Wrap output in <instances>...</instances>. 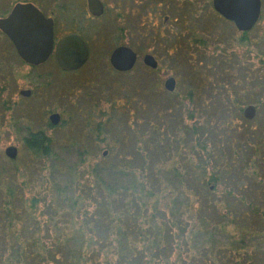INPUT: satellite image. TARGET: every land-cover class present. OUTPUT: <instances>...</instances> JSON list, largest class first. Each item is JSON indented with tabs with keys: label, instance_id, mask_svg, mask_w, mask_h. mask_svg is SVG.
<instances>
[{
	"label": "trees",
	"instance_id": "1",
	"mask_svg": "<svg viewBox=\"0 0 264 264\" xmlns=\"http://www.w3.org/2000/svg\"><path fill=\"white\" fill-rule=\"evenodd\" d=\"M189 31L185 40L190 38L191 41H185L182 57L186 58L191 47V53L200 60V45L206 40ZM246 32H240L239 43L246 39ZM0 40L8 42L14 50L2 32ZM220 52L219 49L213 57L201 59L205 67L210 66L219 75L215 74L213 80L199 77L192 83L188 79L190 82L184 84L186 88L179 99L172 91H157L161 98L171 97L168 108L182 106L183 111L180 114V109L176 113L166 109L158 115L155 110L153 116L146 115L145 123L151 128L144 134L150 137L154 133L155 138H141L142 141L134 137L128 138L129 141L127 138H91L92 149L80 147L77 163L60 165L59 169L52 150L53 139L42 131L27 133L22 138L23 149L30 158L40 159L45 164L39 171L45 170L46 162L55 161L47 164L48 174L57 172L67 176L68 184L60 185L59 190L55 182L49 183L46 179L45 188L28 197L23 187L36 181L35 163L28 161L22 166L27 176V181H21L23 187L15 184L14 173L10 171L11 175H7L5 170L0 171V264H245L240 258L249 259V256L244 258L247 249L257 252L253 240L264 234V202L261 201L264 200V161L258 163L261 152L264 158V127L243 123L244 132L240 133L245 137L229 135L230 123L242 116L241 106L251 89L245 91L247 87L240 84L244 78L241 80L240 73L233 69L241 63L231 61L223 49ZM14 53L17 56L15 50ZM192 68H188L190 74L195 73ZM112 75L116 79L123 76ZM134 81L125 76L121 85L118 82L112 87L111 97L100 96L101 93L94 99L89 97L86 102L89 110L85 115L88 118L90 113L93 117L97 114L91 132L99 135L119 127L122 110L130 103L140 105L137 96L135 99L126 92L127 83ZM155 83L139 89L148 93L146 91L155 87ZM198 86L200 93L196 91ZM5 88L0 85V93ZM120 94L124 103L116 100L115 96ZM202 95L206 105L200 100ZM104 103L105 110H101ZM167 118L174 119L170 131L166 130ZM183 118L191 121V133L188 126H183ZM46 124L47 128L54 126L50 122ZM199 131L204 138H198ZM187 133L189 138L185 136ZM208 133L219 138H208ZM254 138H258L257 141ZM102 141L107 145L106 155L91 165L89 173L80 172L79 166L89 153L98 151ZM155 144L165 146L168 152L161 151L146 168L139 163L141 170L137 173L128 168L127 164H134L136 157L128 156L125 150L128 145L135 148L138 156L143 148L146 153L148 149L153 152ZM178 146L184 152L176 153ZM169 153L176 156L178 166L173 165L174 159L170 162L168 158L167 171L179 185L178 191L184 193L182 200L175 195L178 191L174 185L173 189L162 186L159 173L152 167L160 163L158 157ZM11 161L16 162V158ZM111 168L129 178L126 186L116 187L104 181L101 172ZM230 174L251 179L261 199L258 202L263 206L255 204L256 194L239 193L242 187L236 191L241 184L230 183Z\"/></svg>",
	"mask_w": 264,
	"mask_h": 264
},
{
	"label": "rangeland",
	"instance_id": "2",
	"mask_svg": "<svg viewBox=\"0 0 264 264\" xmlns=\"http://www.w3.org/2000/svg\"><path fill=\"white\" fill-rule=\"evenodd\" d=\"M173 2L176 7V13L173 14V18L171 19V25H173L171 31L175 32L174 35H172L174 38L169 36L167 37L168 39H164V41H166V46L169 45L167 46L166 54L168 56L175 55L174 58L176 59L173 61H163L160 59L161 61L158 63L159 70L155 72L154 75L141 71L139 66H141L142 69L143 66L138 62L130 72V76H127L128 79L130 78V80L135 81L133 84L127 83L126 92L132 97L135 96V99L137 96L140 105L128 103L129 105L127 106L129 107H126V110H122L124 114L119 115V127L112 129L109 126L112 130H108L107 133L101 132L99 135H95V132H90L88 135V130L83 125L84 117H86L85 110L89 106L86 102L89 97L90 99L96 98L98 93H101L100 96H106L107 94L108 98L111 97L113 92L112 87L118 82V84L121 85L120 81L125 79V76H121L117 79L113 78V76L101 73L97 70L98 68H95L98 66L95 61L97 57L96 54L100 49L104 50L107 48V45H105L106 43L101 45V47L94 46L93 53L95 56L90 59L83 68L76 72L65 73L63 75L60 74L59 69L52 61H47L36 68H33V66L28 65L25 62L19 61L14 50H12L11 45L5 40H0V66L2 69L0 72V78H2L0 79V85H5L6 87L5 90L0 93V171L5 170L7 175H11V173H9L10 171L14 173L15 184H19L23 187L21 181H27V176L22 172L24 171L22 166L28 161H32L33 164L35 163L34 165H36L35 168L37 171L33 172V175L36 177V181L33 180V183H31L30 186L23 187L25 196L27 195L30 197L39 190L42 191V189L45 188L44 182L46 179H48L49 183L55 182L58 185L57 189L59 190L60 185L64 186L68 184L67 176H60L57 172H54L52 175L48 174L47 164L53 162L56 163L55 161L46 162L45 170L39 171V168H41L42 165L45 166V164H43L40 159L34 160L33 158H30L26 151H24L22 138L27 135L28 129L31 131L40 130L46 136L53 139V153L57 156L56 161L58 163L61 161L60 164L56 163L59 165V169L60 165H72L77 163L79 158L77 149L79 150L80 147L85 146L87 149H92V144H90L92 143L90 142L91 138H107L106 140H109L110 138H127L126 141H129L128 138L133 137L136 138V140L141 141V138H155L154 133H152L150 137H146L144 134V131L147 132L149 131L148 129L151 128V126H147L145 123L146 115L153 116L155 110H158V113H155L158 115L162 113L160 112L161 110L166 109L170 112L174 111V113L178 111L177 109H180V114L183 111L182 106L168 108L167 105L169 104L171 97L164 96L161 98L156 94L157 91L169 92L163 87V82L167 79L166 76L173 77L174 88L172 92H174L179 99L183 88H186L184 87V84L186 86V84L190 82V79L192 83H196L199 77L211 81L214 79L215 74L219 76L215 71L210 69V66L205 67L203 65L204 61L201 60L206 57H213V54H218L219 49L221 50L220 53H222L223 49L224 55L228 54L231 61L235 60L238 63H241L236 65L237 67L234 65L233 69L240 73L241 80L242 77L244 78L242 82L240 81V84L247 87L245 91L251 89V91H249L250 94L248 93V98H246L244 104L241 106L240 113L242 116L240 118H234L230 123V127L232 128L230 129L231 132L229 135H231V138L245 137L244 134L240 133L242 131L244 132L241 127L243 123H247L248 125L258 124L264 127V0H261L260 15L256 24L246 32V39H244L242 43H239L238 40L241 31H238L232 23L219 17L212 9L210 0H173ZM188 9L190 10V13H192L191 15H185L188 13ZM142 21H145V23L147 21V19L145 20L143 13L141 12L139 17L138 12H134L132 16H129L128 23L126 24L125 22V26L129 32H131L132 36V38L130 37L129 39V44H134V48H137L140 52L142 50L144 52L152 53L155 48V42L152 39L148 38L146 41H143V43L146 42L145 45H142L143 43H140L138 40L133 42L134 27L137 28L138 31H141L142 34L147 33V29H144V22L142 23ZM148 24L150 25V23ZM189 29H191L197 37L201 35V37L206 40L204 45H200V51L202 52V56L199 55L201 57L200 60L194 52H192L191 55L186 53V58L180 56L185 51V41L189 42V39L185 40L189 34ZM140 37H145V35ZM214 47H217L216 50H213ZM223 67H225V64H223ZM188 68L194 69L195 73L190 74L191 71H188ZM153 81H156V86H153L152 88L154 90L149 89V91H146L148 93H142L141 89L143 90L145 85H148V83ZM110 87L111 89H106ZM234 87L239 88L237 86ZM197 88L198 90L196 91L200 93L201 88H199V86ZM21 90H29L30 93L27 96H23L20 94ZM242 95H244V93H242ZM115 97L119 103L125 102V100L121 99L122 94H120V96L116 95ZM204 98L205 96L202 95L200 100L206 105L207 103L204 102ZM232 99L233 95L230 93V100ZM248 105L253 107V113L250 118H245L242 111ZM134 106L136 107L134 108ZM101 108V110H105V103L101 105ZM62 110H64V113L61 112ZM57 112L62 114L61 118L66 120L67 126L59 128L54 125L53 127L47 128V116L51 113ZM170 112L168 113L173 116L174 114ZM90 114L92 122H96L97 114L95 117H93V113ZM167 120L168 128H166V130L170 131L172 125H174V119L167 118ZM182 121L184 123L183 126H188L187 129L191 133V121L184 118ZM210 128H213V126L210 125ZM219 128L222 129V127ZM199 130H201V128H199ZM187 134H185V136L186 138H189V134ZM209 135L211 134H207L208 138H219V136H215L213 133L211 135L212 137ZM263 135L264 134H262V138H264ZM168 138L172 139L171 136ZM198 138H204L200 131L198 132ZM251 139H253V137ZM254 139L257 141L258 138ZM191 143L193 142L191 141L190 144ZM68 144L74 146H69ZM127 144H129V142ZM8 145L15 146L17 150L15 157L16 162H12L11 159L6 157L3 153L4 148ZM138 146L142 150V143ZM106 147L107 145L105 142H99L98 151L96 150L95 153H89L85 158L84 164L79 166L80 172H84L85 174L89 173L91 165L99 160L101 156L106 155ZM154 147L153 152L148 149L147 153L144 152L143 148V151L137 156L135 148L133 149L131 145H128L127 149L125 148L128 156H136L133 160L135 161L134 164H127V166H129L128 168H133L137 173L141 170V167H139L140 164V166L143 165V168L145 166L147 167L151 164L154 157L158 156L161 151L164 153L168 152L167 149H165V146L162 147L161 144H155ZM256 147L258 148V144H256ZM198 150L199 149H196L197 152ZM181 152H184L183 148L178 146L176 153L179 154ZM261 153L259 154L260 156H258V163L264 161V158L261 157L263 156ZM168 158H170V162L174 159L173 165L178 166L175 159L176 156L169 153L158 157L160 163L155 164L152 167L159 173L158 176H160V183H162V186L167 187V189H173L171 187L174 185V188L178 191L177 188L179 185L172 180L167 171L169 168ZM101 177L106 183L116 187L126 186L129 180L127 176L115 172V169L105 173L101 172ZM229 180L232 184L235 183V181L241 184V186L239 185L235 189L236 191H239L242 187L239 193L243 194L247 192L248 195L250 194L252 196L253 194H256L254 186L250 183L251 179L247 180L241 175L237 176L235 174H230ZM175 195L179 200H182L184 197V193L181 191L175 192ZM255 196H257L255 204L262 205L263 203L258 202V200H261L259 199V195L256 194ZM192 198L193 197H191V199ZM261 201L264 202V200ZM51 202H54V200L52 199ZM253 245V247L258 248V251L256 252L252 249H247L244 258L249 256V259L240 258V260L245 261V264H264V234L254 239Z\"/></svg>",
	"mask_w": 264,
	"mask_h": 264
},
{
	"label": "flooded vegetation",
	"instance_id": "3",
	"mask_svg": "<svg viewBox=\"0 0 264 264\" xmlns=\"http://www.w3.org/2000/svg\"><path fill=\"white\" fill-rule=\"evenodd\" d=\"M18 4L33 5L45 19L50 21L51 25L53 40L51 52L41 63L31 65L33 68L47 61H52L59 69L60 74L64 75L65 73L76 72L83 68L89 60L95 56L93 53L94 46L101 47V45L105 43L108 50L105 48L104 50L100 49L98 51L95 59L98 66L95 68H98L97 70H99V72L111 76H113V73L130 76V72L138 62L143 66V69L139 66L141 71L154 75L155 72L159 70V61H173L176 59L174 58L175 55L168 56L166 54L167 46L169 45L166 46V41H164V39L167 40V37L175 33L171 31L173 26L171 25V19L173 18V14L176 13L173 0H0V19L6 17L12 8ZM134 12H138L139 17L142 12L145 20L147 19L146 23L142 21V23L144 22V29H147V33L142 34L141 31H138V29L134 27L133 42L138 40L140 43H143V41H146L148 38L152 39L155 42V48L152 53L142 50L140 52V50L134 48V44H129V39L130 37L132 38V36L131 32L126 28L125 22L126 24L128 23L129 16H132ZM191 14L189 10L185 15ZM217 15L221 17L219 14ZM147 22L150 23V25ZM69 35L82 41L86 52V57L82 64L74 69H64L61 67L54 54L57 43ZM142 35H145V37H140ZM188 35H190V31ZM172 38L174 37L172 36ZM189 41H191V39ZM145 43L146 42L142 45H145ZM119 46H128L136 54L134 64L127 71H117L113 69L109 63L112 51ZM188 55H191V48L188 50ZM147 56H152L155 63L154 66L149 65L150 60L146 58ZM144 58L146 59L144 60ZM166 78L173 77L166 76ZM87 110H89L88 107L85 110V114ZM61 112L64 113V110ZM51 114L47 116V121L50 123L51 119L49 116ZM56 114L58 115V119L54 125L59 128L67 126L66 120L61 118L62 114L60 112ZM87 116L89 117H84L83 125L87 128L89 135L91 128L96 122H92L90 114ZM31 132L35 131H31L30 129L27 130V133Z\"/></svg>",
	"mask_w": 264,
	"mask_h": 264
},
{
	"label": "water",
	"instance_id": "4",
	"mask_svg": "<svg viewBox=\"0 0 264 264\" xmlns=\"http://www.w3.org/2000/svg\"><path fill=\"white\" fill-rule=\"evenodd\" d=\"M212 9L224 20L230 21L241 32L250 30L260 15L261 0H211ZM0 30L12 43L17 55L28 65H37L44 61L52 49V30L50 21L31 4L15 5L10 13L0 19ZM54 54L57 62L64 69H74L82 64L86 52L82 41L69 35L57 43ZM136 54L128 46L116 47L109 58V63L117 71L129 70L135 62ZM150 66H154L152 56H147ZM144 58V60L146 59ZM167 91L174 88V79L167 78L163 82ZM20 94L27 96L29 90H21ZM253 107L246 106L242 114L250 118ZM51 123L55 124L58 115L52 113ZM3 153L6 157L14 159L17 150L15 146L8 145Z\"/></svg>",
	"mask_w": 264,
	"mask_h": 264
}]
</instances>
